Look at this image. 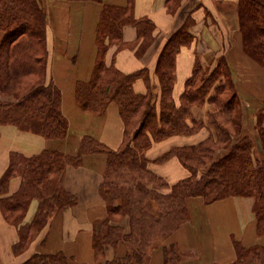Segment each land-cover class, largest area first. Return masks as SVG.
Instances as JSON below:
<instances>
[{
	"label": "trees",
	"instance_id": "1",
	"mask_svg": "<svg viewBox=\"0 0 264 264\" xmlns=\"http://www.w3.org/2000/svg\"><path fill=\"white\" fill-rule=\"evenodd\" d=\"M102 4L96 26V61L91 76L78 81L75 96L81 107L103 113L110 103L118 107L123 136L117 148H110L85 135L74 154L42 149L24 155L12 151L8 167L0 177V210L7 222L18 226L13 244L20 253L43 230L57 211L73 206L75 196L63 188L67 165L79 166L83 156L103 153L105 169L99 193L105 202L106 217L97 222L92 247L97 264H145L149 251L161 245L164 264H179L181 253L166 240L188 218L186 199L200 196L205 203L227 196L253 197L257 234H264V111H257L255 122H244L242 103L237 94L231 69L224 56L205 70L196 58L191 75L185 80L178 102L173 97L175 56L179 48L190 45L194 36L187 17L161 47L154 68L157 83L147 68L122 72L106 65L105 53L111 44L135 48L142 54L154 40L155 25L148 17H135L134 0L125 6ZM180 0H171L175 12ZM238 26L243 51L264 69V0H238ZM132 24L136 39H122V27ZM0 125L13 124L29 130L32 121L47 139L64 138L68 123L61 111V93L47 69V13L39 0H0ZM142 78L146 91L136 92L134 82ZM159 86V92L155 88ZM211 105L204 118H196L194 106ZM208 136L196 144L175 146L151 160L145 151L155 140L189 135L201 128ZM175 156L189 175L174 183L150 168ZM15 174L20 185L8 193ZM133 176V184L118 185L116 179ZM38 202L32 220L23 224L31 200ZM161 232L156 234L154 228ZM156 237L157 239H153ZM160 242V243H159ZM154 243V244H153ZM125 247L122 256L104 259L106 246ZM264 262V246L236 244V260L230 264ZM68 264L67 256L35 252L22 264Z\"/></svg>",
	"mask_w": 264,
	"mask_h": 264
},
{
	"label": "crops",
	"instance_id": "2",
	"mask_svg": "<svg viewBox=\"0 0 264 264\" xmlns=\"http://www.w3.org/2000/svg\"><path fill=\"white\" fill-rule=\"evenodd\" d=\"M41 2L47 13L48 74L60 90L61 111L68 123V133L64 138L47 139L38 132L36 121L31 122L29 130L13 124H1L0 177L8 167L12 151L29 156L47 148L74 154L85 135L114 149L122 141L123 124L115 103H110L99 114L83 109L75 96L77 82L88 80L95 65L96 26L102 4L95 0ZM126 2L103 0L104 4L114 6H125ZM170 2L134 0V16L148 17L154 23V40L142 54L135 52L136 46L119 48L117 44H111L105 53L106 65L113 64L125 73L147 68L151 81L156 84L154 68L161 47L190 17L192 22L188 29L194 39L190 45L181 46L175 56V101L178 102L196 58L205 70H210L217 58L224 56L242 103L244 122L252 127L256 112L264 111V69L243 51L236 10L238 0H180L175 12L169 8ZM136 35L132 24L123 25V41L131 43ZM134 89L140 93L146 91L142 78L134 82ZM155 91L159 92V86ZM0 100L12 98L0 95ZM210 106L208 103L194 106L193 114L196 118H204ZM208 134L209 130L203 127L194 134L155 140L145 155L153 160L172 147L196 144ZM105 163V154L94 153L83 156L79 166H66L62 185L76 197L77 202L54 213L43 230L20 253L12 249L18 240V226L7 222L0 210V264H22L35 252L49 254L58 251L67 256L68 264H97L92 234L95 224L106 217L105 202L99 193ZM150 168L169 183L189 175L175 156L162 164H150ZM20 181L17 174L11 177L9 194L17 190ZM185 202L188 218L166 240L178 247L182 256L179 264H230L236 260V244L264 246V234L259 235L256 230L253 197L235 195L205 203L200 196H191ZM37 205L36 199L31 200L21 223L32 220ZM124 253L122 244L116 248L106 246L104 259L111 260ZM145 264H164L160 244L149 251Z\"/></svg>",
	"mask_w": 264,
	"mask_h": 264
},
{
	"label": "rangeland",
	"instance_id": "3",
	"mask_svg": "<svg viewBox=\"0 0 264 264\" xmlns=\"http://www.w3.org/2000/svg\"><path fill=\"white\" fill-rule=\"evenodd\" d=\"M40 1V3L43 5V3L41 2L42 0H39ZM0 35H1V32H0ZM153 167H155V166H153ZM132 177L133 176H127V177H124V178H118V179H116V183L118 184V185H122V186H124V185H128V184H133V180H132ZM161 232V230H160V228L159 227H155L154 228V232H153V234L154 233H156V234H158V233H160ZM153 239L155 240V239H157L156 237H153ZM157 241H159V240H156L154 243H155V245H157L156 243H157ZM153 243V244H154ZM160 243V242H159ZM154 245V246H155Z\"/></svg>",
	"mask_w": 264,
	"mask_h": 264
}]
</instances>
